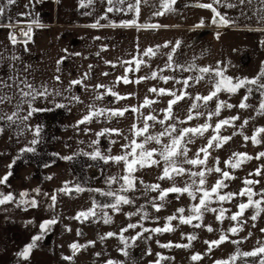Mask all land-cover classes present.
<instances>
[{
  "label": "rangeland",
  "instance_id": "rangeland-1",
  "mask_svg": "<svg viewBox=\"0 0 264 264\" xmlns=\"http://www.w3.org/2000/svg\"><path fill=\"white\" fill-rule=\"evenodd\" d=\"M200 1L213 3V0ZM228 4L235 6L228 7ZM193 5L194 2L189 0H176V3L171 6L172 10L164 12L165 19L162 17L159 21L142 23L138 58L143 59L144 64L138 72H133L129 79L135 81L138 77H150L153 71L157 72V77L144 79L139 83L133 82L122 85L123 88L117 90L116 93L127 98L117 101L108 95L107 105L108 109H122L127 106L139 108L145 97L155 102L150 106L140 108L139 113L129 111L123 117H108L106 129H119V134L109 133L106 143L110 147L111 154H117L122 145L133 139L131 132L133 124L142 128L143 117L149 114L155 115L157 120L164 119L165 113L162 110L167 108L168 101L173 97L150 92L149 89L153 87L172 90L177 95L184 91L189 93L185 99L173 106V113L177 120L186 121L185 123H177L178 129L195 127L205 122L210 123L214 128L219 120L238 116L239 119L220 129V136H228L231 139L219 148L215 146V143L213 144V147L209 149L210 155L206 165H183L186 169L198 172L202 168H215L217 158H219V167L222 172L227 171L235 177V179L224 181L227 187L222 188L220 194L232 192L237 193V195L223 203L216 201V198L213 197L214 202L210 205L211 208L223 207L227 210L223 221L217 220V213L208 211L203 213L201 221L194 220L193 224H182L176 219L170 222L172 231L160 233L151 231V229L163 228L165 224H168L167 217L173 214L179 215L176 211L179 208L185 209L183 215L187 217L191 214L192 205L199 203V193H197L195 200L187 193L179 195V198H177V194L172 193L164 201L154 200L155 197H158L159 190H148L146 186L159 184L161 189H166L175 183L176 186L184 187L192 180L187 173L175 177L174 181L161 180L160 176L164 168V163L161 160L159 165L136 167L133 173L136 178L135 189L121 193L127 195L133 202L120 204L118 211L111 207L102 208L100 205L114 203L113 197L101 193L119 191L121 184H123V181L119 179L116 183L111 184L102 181L101 184L98 183L97 186L91 188V199L87 197V202H91V204L84 206L85 209L74 212L77 208H73L70 209L69 213L63 210L56 214H51L50 211L43 220L37 215L38 207H33L30 203L27 205L19 204L20 193L26 191L18 189L11 191L16 202L0 205V264H106L109 260L115 261L117 264H154L160 259L157 254L168 258L160 259V264H214V261L217 260H229L233 255L237 256L234 264H259L260 259L264 258L262 256H243L244 252L253 251L264 245V232L261 231L264 229V211L259 213L256 220H252L251 217L256 214V208H247L240 217L242 230L235 234L228 232V229L237 223L230 219L231 215L238 211L237 206L240 203H247L248 201L247 196L241 197L239 195L240 190L245 187L244 180L259 181L257 184L249 185L254 193H260L261 190H264V157L256 158L258 153L264 152V133L259 137L260 144H254L251 139L244 140V136L251 137L256 128L264 126V112H261L259 108V105L264 102V89L259 86L264 84V78H261L257 84H247L234 93L222 90L217 97L204 106L203 101H195L194 97L196 94L200 96L209 95L214 88L215 80L218 78L213 74H204V78L199 83L195 80L190 81V87L186 88L182 82L177 83V81H183L189 76L195 77L201 74L175 68L176 64L184 65L185 68L190 64L196 67L220 68L225 76L233 79L234 83L238 79L258 77L264 71V0H244L243 3L240 0H221L219 4H213L220 15L229 21L228 24H213L214 13L212 10L209 12V9L205 8L196 9L192 7ZM156 9L161 10L159 7ZM202 20L203 23H201ZM152 25L159 27L152 28ZM177 42H179V47L173 54L172 50ZM157 46L159 47L157 48ZM149 47L155 50V55L143 56V52ZM170 54L173 57L172 68L166 67L169 63ZM161 77H172L173 79L165 82ZM249 89H251L250 93ZM245 96H247V100H244ZM220 101L234 107H223L219 116H213L208 120L207 113L214 111ZM242 101L247 105L244 108L239 107ZM194 102L201 105L197 110L204 115L187 121L190 106ZM245 120L248 121L247 124H244ZM173 122L176 121H165V124L161 125L156 121H149L153 125L149 129V133L157 135L164 131L167 124ZM79 135L82 134L76 136L87 141L85 135ZM213 135L214 132L210 128L203 136L191 137V143L187 144V157L189 159L195 158L197 151L206 146L208 139ZM95 136L92 132L90 136L86 135V138L89 137L93 141ZM136 139L137 142H140L143 137H136ZM161 141V144L149 141L145 147L148 150L156 149L158 152L161 150L162 144L169 142L167 136L161 137ZM125 151L127 150L123 149V152ZM234 153H247L252 159L244 161L239 168L233 169L226 166L225 161L230 158L234 159ZM200 158H203V153L200 154ZM155 159L159 160V155H156ZM122 164L123 166H121ZM258 168L261 170L260 175L255 174ZM91 173L93 175L94 172ZM250 173L252 175H249ZM124 174V163L115 162L108 176L119 178ZM221 178L222 173L215 171L206 173L205 187L210 190ZM195 179L198 182L199 177ZM29 192L24 199L31 201L34 198L37 205L40 206L41 199L37 197L35 192ZM258 199H260L259 195L253 196V200ZM94 203L96 205L95 216H90L87 219L76 218L81 211L92 209ZM153 203L163 206L157 211L152 207ZM260 207L264 209V202L261 203ZM29 211L30 214L28 215ZM12 212L17 214L16 217H19V221L26 217L24 221L28 225L25 230H18L20 227L17 225L20 223L11 221ZM105 217L109 218V222L105 223ZM53 218L57 220V223L48 226V229L42 233L40 224ZM196 223H200L201 226L194 227L193 225ZM129 224H136L137 227L122 232L121 230L127 228ZM208 225L212 227L213 231L207 230L206 226ZM144 229L149 231H144ZM107 233H115V235L107 236ZM138 233L141 235L138 236ZM222 234L228 236V241L221 243L219 247H213L209 252V246L205 242L217 240ZM37 235H42V239L36 242L30 258L27 261L22 260L17 256V252L21 251ZM189 235L195 236V239L189 241L187 238ZM232 240H238L240 243L233 244L231 243ZM90 241L94 243L89 244ZM73 242L79 245H87V247L79 248L74 252L70 248ZM169 242L173 245L190 244V247H161L162 244ZM121 249H125L127 255L123 254ZM194 253H201L203 258L192 261L190 257ZM65 257H72V259L68 260Z\"/></svg>",
  "mask_w": 264,
  "mask_h": 264
},
{
  "label": "crops",
  "instance_id": "crops-1",
  "mask_svg": "<svg viewBox=\"0 0 264 264\" xmlns=\"http://www.w3.org/2000/svg\"><path fill=\"white\" fill-rule=\"evenodd\" d=\"M189 1L194 2L192 7L196 9L203 8L200 4H208L200 0ZM129 3L135 4V0H124L123 4L118 0H113L112 4L108 0H16L12 5L0 0V6L5 9L0 16V95L11 97L10 101L0 103V115H10L16 110L21 101L20 89L27 91L25 83L38 90L45 86L49 93L47 98L37 97L31 102L32 108L40 110L34 111L28 120L14 124L0 120L3 127L0 132V177L9 171L8 165L13 159L19 157L7 184L0 185V192L7 194L15 189L35 192L41 199L36 208L42 220L50 211L56 214L63 210L69 213L73 208H77L74 212L85 209L91 204L87 202V197L91 199V188L108 181L115 162L92 159L88 153L99 149L108 156L123 154L122 148L117 154H111L106 143L108 134L96 135L106 129L107 114L90 123L77 125V122L88 113L90 105L108 109V95L103 99L96 97L107 89L117 92L124 85L123 82L116 83L117 77H130L133 73H125L127 65L122 62L138 57L142 23L166 18L164 14L153 15L158 11L156 8H160L161 0H141L138 15L128 10ZM109 7L114 10L108 12ZM131 20L136 24H122ZM94 24L97 26L93 27ZM13 27L18 31L13 32ZM29 27L31 39L25 44L27 37L23 32ZM10 34L15 35L17 43L11 42ZM73 80L83 82L70 85ZM96 85L105 88L97 89ZM73 96L79 97V101L72 100ZM58 104L65 106L57 107ZM28 111V103L20 104L21 117L28 115ZM36 127L40 128L39 137L34 136ZM92 132L96 135L93 141L86 138ZM78 134L85 135L87 141L78 138ZM33 139H38V143L32 145ZM94 141L98 143L94 144ZM25 147H34L35 151L20 153ZM65 182L69 187L79 185L83 191L71 194L59 191ZM53 195L56 196L54 204ZM16 215L12 212L11 221H18V230H25L26 217L19 221Z\"/></svg>",
  "mask_w": 264,
  "mask_h": 264
},
{
  "label": "snow or ice",
  "instance_id": "snow-or-ice-1",
  "mask_svg": "<svg viewBox=\"0 0 264 264\" xmlns=\"http://www.w3.org/2000/svg\"><path fill=\"white\" fill-rule=\"evenodd\" d=\"M113 0H108L109 4H112ZM119 3L123 4L124 0H118ZM221 2V0H213V3H208V4H200V7L203 8H207L213 11L214 16H213V20L212 23L216 24V23H222V24H228L229 21L227 19H225L223 16L220 15V13L216 10V8L213 7V4H219ZM241 3L244 2V0H240ZM6 3L8 5H12L16 3V0H6ZM176 3V0H161V4H160V8L161 10H158L156 12L153 13V15L156 16H160L163 15L165 11H171L172 10V5H174ZM140 4H141V0H135V4L129 3L127 5V8L129 11H135L137 13V15L139 14L140 11ZM83 6V5H82ZM228 7H234L235 5L232 4H228ZM114 9L112 7H109L107 9L108 12L113 11ZM122 10V9H119ZM5 12V9L3 6H0V16H2ZM21 15H24L23 13ZM217 17H219V20H217ZM35 22V21H34ZM201 23H203V20L201 21ZM122 24L124 26H132L136 24L135 20H131V21H123ZM37 26H39V24L37 23ZM93 27H96L97 24L92 25ZM159 27L158 25H152V28H156ZM32 31L31 27L28 28L27 32H23V35L25 37H27V39H25L24 43L27 44V42L31 39L29 33ZM9 39L11 40V42L13 44L17 43V39L15 37L14 34H10ZM166 46V45H165ZM159 46H157L158 48ZM179 47V42H177L176 46L173 48V54L176 51V48ZM143 56H149V55H155V50L152 47H149L148 49H146L143 54ZM172 60L173 57L170 54L169 55V63L166 65V67L172 68L173 64H172ZM62 61H58V63H60ZM111 63V62H109ZM122 64L127 65V67L125 68V73H129V72H138L140 67L144 64L143 59L138 58V57H133L131 60L129 61H123ZM134 65V67H133ZM113 67H115V64H112ZM175 68H179L183 71H195L200 73L201 75H197L195 77L193 76H189L185 79H183V81H177V83H183L185 85V87H190V81L195 80V82L199 83L200 80H202L204 78V74H213L216 78L215 83H214V88L213 90L209 93V95L207 96H200L199 94H196V96L194 97L195 101H203L204 106L207 105V103L209 101H212L213 98L217 97L218 93L220 91H228L230 93H234L236 92L238 89L244 87L247 84H257L259 82V80L261 78H264V71H262L258 77L256 78H252V79H248V78H243V79H238L236 80V82H233V79L231 77H227L224 75V72L222 69L220 68H211V67H196L195 65H188L186 68L184 65H180V64H176ZM175 70V69H173ZM104 75H108V73H104ZM85 76H87V74H85ZM157 77V72L153 71L150 74V77H138L135 81L130 80L129 77L127 75L124 76H120L117 77L116 83H120L123 82L124 84H128V83H139L144 79H148V78H152L155 79ZM165 82H167L170 79H173L172 77H161ZM55 79L57 81H59V76H56ZM82 80H73L70 82V85H79L82 84ZM260 88L264 89V84H260L259 85ZM97 89H101V88H105L104 85H96L95 86ZM25 88L27 89V91H25L23 88L20 89V97H21V101L20 103H18L16 105V110L13 111L10 115H0V120H5L6 122L10 123V124H14L17 123V121L19 120H28L29 117L32 115V113L34 111H39L40 109H34L31 107V102L33 100H35L37 97H42V98H47V96L49 95L48 93V89L45 86H42V90H38L36 88H34L31 84H26L25 83ZM150 92L156 93L158 95H170L173 97V99H170L168 101V106L166 109L162 110L164 111L165 115H164V119L163 120H157V117L155 115H151L149 114L146 117H143V127L142 128H138L136 124L132 125V135H133V139L127 143L122 145L121 147L123 149H126L127 151L123 152L122 155H117V156H108V155H104L102 154L99 149H97L96 151L92 152V153H88V155H90L92 157V159H101L104 160L105 163L109 162V161H113L116 163H120L123 162L125 165V174L119 178L117 177H109L108 178V183H116L119 180L123 181V184H121V187L119 189V191H108V192H102V195L105 196H110L114 198V203L112 204H105V205H100V207L102 208H107V207H111L114 210H119V205L120 204H130L133 201L127 196V195H123L121 193H127L129 191H133L135 189V184H136V178L134 177L133 173L136 170V167H145V166H152V165H159L160 161L162 160L164 163V168L162 171V174L160 176V179H168V180H175V177L177 176H183L185 173H187L191 178V183H187L185 184L184 187H179L176 186L175 183H173V185L171 187H168L166 189H161L159 184H153V185H148L146 186V188L148 190H152V191H156L159 190V195L158 197H155L154 200H159V201H164L169 194L175 193L177 194V198H179V195H182L184 193H187L193 200L197 199V193H199V203L198 204H194L192 205L191 209H190V215H188L187 217H185L183 215V213L185 212L184 208H179L177 209V213L179 215L173 214L172 216L167 217V221H169L168 224H165V226L163 228H154L151 229V231L156 232V233H160V232H164V231H172V227L170 225V222L173 220L178 219L180 223L182 224H193V221H201L202 217H203V213L204 212H208L211 211L213 213H217V220L222 222L224 219V214L227 211L226 209H224L223 207L220 208H211L210 205L214 202L213 201V197L216 198V201L223 203L224 201L227 200H231L233 197H235L237 195V193H232V192H228L225 194H220V190L222 188H226L227 185L224 183L225 180L227 179H235V177L231 176L229 172L227 171H223L221 170V168L219 167V158H217V162H216V166L215 168H202V170L198 171V172H194L191 171L190 169H186L183 165L184 164H189V165H193V166H203L206 165L208 157L210 155L209 149L213 147V144L215 143V146L217 148L222 147L224 143H226L228 140L231 139V137L228 136H220L219 135V131L222 127L229 125L232 121H235L237 119H239L238 116L236 117H231V118H227L224 120H219L214 128L212 127V125L208 122H205L202 125H197L195 127H183V128H177V123H185L186 121H178L177 118L174 116L173 113V106L176 105L178 102H180L181 100L185 99V97H187L189 95V93L187 91L181 92V94L177 95L176 92L172 91V90H168V89H164V88H160L157 89L155 87L149 89ZM249 93L251 92V89L248 90ZM57 95H59V93H57ZM105 95H110L112 97L115 98V100H120V99H126L127 97L124 96H120L118 93L107 89L104 93L98 95L96 98L97 99H103ZM131 95V94H129ZM11 97L9 96H5V95H0V103H3L5 101H10ZM72 100L75 101H79V97L77 96H73L71 97ZM244 100H247V96H245ZM155 101L149 100L147 97H145L143 104L139 106V108L137 106H127L125 108L122 109H104V108H95L94 106L90 105L89 106V111L86 115L82 116V118L77 122V125L79 124H84V123H90L92 122V120L94 118H99L101 116H104L107 114V116L109 118L112 117H122L125 115V113L127 112H132V113H139L140 108L142 107H146V106H150L152 103H154ZM22 103H28L29 104V111H28V115L21 117L19 115V111H20V104ZM57 107H64L65 105L63 104H58L56 105ZM201 105L198 103H193L190 106V110L189 113L187 115L186 120L187 121H191L194 118H197L199 116L204 115V113L199 112L197 109L200 107ZM247 105L242 101L241 104L239 105V107L244 108ZM223 107H234L233 105L227 104L226 102L220 101L217 103L216 108L214 111L212 112H208L207 113V117L208 120H210L213 116H219L220 111ZM260 111L264 112V102H262L259 105ZM196 110V111H194ZM169 120H173L176 122L167 124V126L165 127L164 131L157 134V135H152L149 133V129L150 127H152L153 125H151L149 123V121H156L158 123H160L161 125L165 124V121H169ZM248 121L245 120L244 124H247ZM210 128H212L214 135L211 136L208 139V143L206 146H204L203 148H200L197 153H196V157L195 158H191L189 159L187 157V144L191 143V137L194 136H203L204 133L209 130ZM3 131V127L0 126V132ZM109 133H114V134H119V129H103L101 132L97 133L96 135L98 137L104 136L106 134ZM264 133V126L258 127L255 129L253 135L251 137L248 136H244V140L248 141L249 139H251V141L254 144H260L261 140L259 139L260 135ZM40 134V128L36 127L34 130V136L35 137H39ZM235 134V133H234ZM163 136H167L168 137V143L167 144H162V148L161 150H159L157 152L156 149H151L148 150L146 149L145 145L149 142V141H155L158 144H161V137ZM136 137H143V140L140 142H137ZM127 139V138H126ZM38 143V139H33L31 141L32 145H35ZM94 144L98 143V141H94ZM112 143H115V141H112ZM35 148L34 147H25L20 149V153H24V152H34ZM203 153V158H200V154ZM156 155H159L160 159L157 160L155 159ZM233 158H230L229 160L225 161V165L228 167H231L233 169L235 168H239L240 165L249 159H252L251 156H249L247 153H234L233 154ZM261 157H264V152L258 153L256 158L259 159ZM72 157H64V159H71ZM182 158V159H181ZM16 159H19V157L13 159V161L8 165V169L9 171L3 176L0 177V185H6L9 177H11L12 172L11 169L12 167L15 165L16 163ZM47 166V165H45ZM215 171L217 173H222V178L217 180L216 183L211 187V189L209 190L208 188L205 187L206 184V173L208 172H212ZM256 175H260L261 174V170L258 168L256 169L255 172ZM249 175H252V173H250ZM196 177H199V180L197 182V180L195 179ZM49 179H51V177H49ZM142 183V181H141ZM259 183V181H253V180H248L245 179L244 180V184L245 187L242 188L239 192V195L241 197L243 196H247L248 197V201L247 203H240L237 207H238V211L233 213L230 217V219L234 222H237L235 226L231 227L228 229V232H231L232 234L237 233L238 231L242 230L241 228V221H240V217L244 214V211L249 208V207H255L256 208V214L253 215L251 217L252 220H256L257 216L259 215V213L261 211H264V209H261L260 205L262 202H264V190H261L260 193H254L253 189L251 187H249V185L252 184H257ZM36 192H39V189L35 190ZM59 191L62 192H66L68 194H71L73 191L75 192H80L83 191V189L79 186L76 185L75 187H69L68 182H65V186L61 189H59ZM99 191V190H96ZM28 195L27 192H22L20 193L21 196V200L19 201V204H23V205H27V204H31V206L35 207L37 205V201L33 198L31 201L24 199V197H26ZM254 195H259L260 199L258 200H253V196ZM53 204L56 201V196L53 195L51 197ZM9 202H16L15 201V197L14 195L9 192L7 194L0 192V205H4L6 203ZM19 206V205H18ZM162 204H157V203H153L152 207L155 208L157 211L160 210V208L162 207ZM95 203L92 209H88L87 211H81L80 213L77 214V219H87L90 216H95L96 215V211H95ZM129 215H132L131 213H129ZM109 222V218L105 217V223ZM57 220L55 218L50 219V220H45L40 224V229L42 230V233L44 231H46L48 229V226L56 224ZM194 227H200L201 224L200 223H196L193 225ZM137 225L136 224H129L127 225V228L122 229V232L127 231L130 228H136ZM208 231H213L212 227L210 225L206 226ZM144 231H149L148 229H144ZM262 232H264V229H261ZM79 234V233H78ZM107 236H113L115 235V233H107ZM138 236L141 235L140 233L137 234ZM188 240L191 241L193 239H195V236L193 235H189ZM42 239V235H37L34 236L32 238V241L25 245L24 248L17 252V256L20 257L22 260L27 261L30 258V254L32 252V249L36 246V242L38 240ZM121 239H123V236H121ZM228 241V236L225 234L220 235V237L217 240H213V241H206L205 243L208 244V251L210 252L212 250L213 247H219V245L223 242ZM94 242L90 241L89 244H93ZM231 243L233 244H237L240 243V241L238 240H232ZM190 247V244H185V245H181V244H177V245H173L171 242H169L168 244H162L161 247L164 248H168V247ZM82 247H87V245H79L76 242H73L70 245V248L75 252L77 249L82 248ZM121 251L123 252V254L127 255V251L125 249H121ZM99 255V254H97ZM158 257H160V259H168L167 257H161V254H157ZM243 256L245 257H256V256H262L264 257V245L257 247L256 249H254L253 251H249V252H244ZM202 254L201 253H194L190 259L192 261H198L200 259H202ZM65 259L71 260L72 257H65ZM160 259H158L157 261L154 262V264H160ZM237 256L233 255L230 257L229 260H217L214 261V264H234V262L236 261ZM106 264H117V262L115 261H107ZM259 264H264V258H261L259 261Z\"/></svg>",
  "mask_w": 264,
  "mask_h": 264
},
{
  "label": "built area",
  "instance_id": "built-area-1",
  "mask_svg": "<svg viewBox=\"0 0 264 264\" xmlns=\"http://www.w3.org/2000/svg\"><path fill=\"white\" fill-rule=\"evenodd\" d=\"M18 28L13 27V32H17Z\"/></svg>",
  "mask_w": 264,
  "mask_h": 264
}]
</instances>
